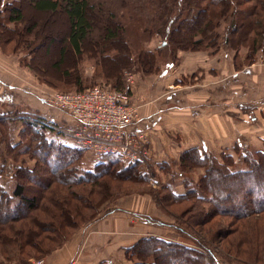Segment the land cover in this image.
Returning a JSON list of instances; mask_svg holds the SVG:
<instances>
[{"label": "rangeland", "instance_id": "obj_1", "mask_svg": "<svg viewBox=\"0 0 264 264\" xmlns=\"http://www.w3.org/2000/svg\"><path fill=\"white\" fill-rule=\"evenodd\" d=\"M28 1L0 0V77L5 78L0 82V129L3 128L5 132L0 135V152L3 154L0 158L8 154V147L14 146L16 155L14 161L8 159V164L36 167L37 173L49 178L45 167L41 163H34L31 153L22 155L18 151L19 144L26 142L25 137L20 134L23 124L19 120L22 115H37L50 122L55 112L44 101L45 94L82 92L94 86L126 91L133 104L139 106L132 94L136 86L134 80H146L145 78L180 80L175 83L179 85L175 87L177 89L187 85L201 86L205 80L206 130L203 133L201 129L187 123L184 128H191L189 135L192 138L204 137L206 149L201 145H184L186 147L183 149L178 134L172 136L169 133L171 137L164 133L162 137L165 140L158 145L166 159L155 162L152 158L157 152L151 149L147 136L146 160L132 164L119 159L120 168L136 166L133 174L129 171L115 179L112 176L103 177L96 183V187L91 184L70 186L71 191L74 187L79 192L84 188L86 192H90L88 195L92 201L86 203L87 207L84 209L78 207L77 204L81 202L70 195L68 185L55 182L50 177L51 181L48 182L52 185L43 189L33 181L26 180V193L33 194L36 191L37 194L42 193L40 197L43 198L39 200V207L35 211L26 213L17 222H11L10 226L3 228L1 234L6 239L1 241V245L5 247L0 245V264H32L38 259L46 261L47 256L41 257L32 247L20 249L21 243L16 245L15 240L29 244L41 243L48 250L54 247V243L47 241L46 236L53 238L55 235L54 239H57L56 236L62 234L66 239L61 246L64 247L84 231L88 233L89 226L97 218L107 215L115 208L124 207L131 210L128 219L133 221L129 224V237L122 233L123 230L109 233L108 240H113L114 243V246H110L113 251L109 252V256H115L114 264H264V212L244 219H238V212L243 213L241 211L227 215L218 213L224 204L215 207L214 203H207L206 200H213L212 194H203L195 187L205 176L206 165L186 166L182 162V157L188 155L185 153H191L192 150H198V153L200 151V155H211L221 164L226 161L222 155H228L232 160L229 171L237 172L248 168L243 163L245 154L264 150V139H258V136H264V55L260 51L253 54L243 42H238L236 46L229 45L224 41L227 33L222 26L217 31L220 37L215 43L204 39L200 46L194 47L187 41L181 46L184 49L170 45L163 48L166 42L150 32L151 37L148 41L145 40L142 48L146 54L157 52L151 67L145 70L133 59V65L123 71L119 78L112 77L111 59L107 55H98L100 46L97 36L103 33L102 23L107 24L112 21L110 18L117 20L123 14H129L128 8L122 10L123 0H90L96 7L92 13L96 30L91 33L89 41H85L80 54H74L65 41L68 25L64 14L60 10L55 13L37 12L31 9ZM101 2L104 4L103 9L97 7ZM149 2L151 0H142V8L144 3ZM12 5L19 6L22 10V21L17 24L8 22ZM114 9L120 11V14ZM110 12H114L115 16H109ZM178 16L183 17L181 14ZM206 36V33L198 35L195 40ZM61 50H65L63 55ZM107 54L113 56L114 53ZM128 74L133 80L130 87L126 82ZM222 84L227 89L224 92L223 89L219 91L216 88ZM256 100L261 105V110H258ZM220 103L226 106V110L221 109L223 112L220 110ZM257 114L259 125H250L251 116L257 117ZM5 122L6 125L9 124L8 127L4 126ZM60 140L63 144L72 146L66 138L60 137ZM168 143L172 146L175 143L177 150H170L172 146ZM107 158L96 157L83 150L81 163L84 169L92 170ZM0 179L4 181L6 177ZM185 180L193 183L189 187H194L198 196L191 194L181 200L172 199L166 188L171 186L174 193L183 194ZM259 191L264 192V188ZM83 198L87 199L86 195ZM243 200H246L244 195L225 204L236 205ZM258 200L264 201L260 197L255 198V201ZM4 206L5 204L0 206L2 211ZM58 206H65L71 217L62 215ZM54 213L57 216L55 218L51 217ZM83 215L88 219L81 222ZM138 222L140 224H135ZM119 243L126 245L121 248L117 245ZM4 250L10 263H3ZM27 253L30 255L27 256Z\"/></svg>", "mask_w": 264, "mask_h": 264}, {"label": "trees", "instance_id": "obj_2", "mask_svg": "<svg viewBox=\"0 0 264 264\" xmlns=\"http://www.w3.org/2000/svg\"><path fill=\"white\" fill-rule=\"evenodd\" d=\"M137 1L123 0L122 10L128 8L129 14L125 13L122 18L117 20L110 18L112 21L107 24L102 23L103 33L97 36L100 46L98 55H107L106 57L111 59L112 77L119 78L123 71L133 65V59H136L145 70L151 67L157 52L146 54L142 48L143 43L150 39V32L160 36L163 42H166L163 48L168 45L174 48L181 47L187 41H189L188 44L197 47L204 39L209 43H215L220 37L217 31L222 26L223 31L227 33L224 41L229 45L236 46L238 42H243L253 54L260 51L264 55V0H238L237 2L235 0H207V2L206 0H151L149 3H144L143 8L142 0ZM28 3L31 9L37 12L55 13L60 10L64 14L68 25L65 41L74 54L82 52L83 44L85 41H89L91 33L96 30L94 27L95 19L92 16L96 7L90 0H29ZM97 5L98 8L103 9L104 4L102 2ZM115 11L120 14V11ZM180 14L183 17H179ZM112 15L115 16L114 12L109 13V16ZM21 21V8L12 5L8 22L17 24ZM204 33L208 35L206 38L195 40L196 36H203ZM181 49L184 48L181 47ZM108 52L114 53L113 56H109ZM64 53L65 50H61V55ZM17 118L15 119L19 120ZM40 120L45 119L37 115H22L19 120L20 124H23L20 134L25 137L26 142L23 141L19 144L18 151L22 155L31 153L33 160L35 159L34 163H41L45 167L46 174H49L55 182L68 185L70 195L81 202L77 204L78 207L84 209L87 207L86 203L92 201L88 195L90 192H86V188L80 189L79 192L74 187L71 191L70 186L81 187L85 184L95 186L103 177L112 176L115 179L123 174L126 175L129 171L131 174L134 173L135 165L120 168L119 158L113 155H103L108 157L106 161L96 164L92 170L84 169L81 163L83 149L63 144L60 137L53 134L52 130ZM3 124L7 127L9 125H6V122ZM4 134L5 132L1 128L0 135ZM8 151L6 156L0 158L2 160L0 178L6 177L4 181L0 179V206L5 204L4 211L0 209V245L1 241L6 239L1 234L3 228L11 222H17L26 213L35 211L39 207V200L43 198L40 197L42 193L37 194L36 191L33 194L26 193L28 192L26 180L33 181L43 189L52 185L51 182H48L51 178H44L43 175L37 173L36 167L25 168L8 164V159L14 161L17 150L13 146L8 147ZM190 152L185 153L188 155L182 157V162L186 166H192V164L197 167L206 165L207 168L204 167L205 176L195 187L203 194H212L213 200H206L207 203H214L215 207L218 204H224L218 213L227 215L230 212L241 211L243 213L238 212V219H244L264 212V201H255V198L258 199L259 197L264 199V192L259 191L260 188H264V150L245 154L243 163L248 168L237 172L229 171L228 167L232 165V160L228 155H222L226 161L221 164L211 155H200L198 150ZM0 155L3 156L2 152ZM191 184L193 183L184 181L183 194L174 193L171 186L166 189L170 192L169 195L172 199L181 200L191 196V194L197 195L195 188L189 187ZM84 195L87 199L83 198ZM242 195L246 197V200L238 202L236 205L225 204L233 198L240 199ZM56 202L58 203L57 200H55ZM50 203L52 202L50 201ZM57 208L62 215L71 217L65 206H58ZM55 216V213L51 215L53 218ZM84 216L81 218V222L88 219ZM54 232L55 230L51 231V234ZM28 235L30 236V233ZM56 237L58 238L54 239L55 235L53 238L46 236L47 241L54 243V247L48 250L37 242H31V244L26 243V241L21 242V240L20 242L15 240V242L16 245L21 243L20 249L32 247L38 255L46 257L61 247L66 240L62 234ZM161 242L165 243L164 241ZM165 245L170 244L166 242ZM1 246L2 248L5 247V245ZM2 253H4L3 263H10L6 250ZM28 255L30 254L27 253ZM183 264L187 263L184 262Z\"/></svg>", "mask_w": 264, "mask_h": 264}, {"label": "crops", "instance_id": "obj_3", "mask_svg": "<svg viewBox=\"0 0 264 264\" xmlns=\"http://www.w3.org/2000/svg\"><path fill=\"white\" fill-rule=\"evenodd\" d=\"M4 78V77H3ZM0 77V82L3 80ZM5 79V78H4ZM134 80L136 86L133 88V96L139 107V120L131 128L132 131L144 132L151 143V149H155L156 155L152 158L155 162H161L166 159L162 149L159 148L160 141L165 140L162 134L170 133L172 136L178 134L183 145V149L187 147L202 146L206 149V140L204 137L200 139L192 138L189 134L190 129L185 130V123L196 126L202 132L206 130V82L203 80L202 85L179 86L175 84L180 80ZM219 91L226 89L225 84L219 85ZM210 91H208L209 94ZM223 95V94H222ZM2 98V96H1ZM209 99V98H208ZM258 103V100H256ZM258 110L261 105L258 103ZM226 110V106L220 103V110ZM222 111V110H221ZM223 112V111H222ZM226 114V113H225ZM56 116V113H54ZM254 115V114H253ZM57 116H60L57 114ZM246 117V115H245ZM252 123L259 125V114L252 117ZM169 134V136H171ZM166 136V135H165ZM171 136V137H172ZM158 138L160 139L158 141ZM264 139L259 137L258 139ZM168 139V138H167ZM169 140V139H168ZM170 141V140H169ZM172 146L171 143H168ZM181 144V143H180ZM186 145V146H184ZM176 144L170 150H174ZM182 150V148H181ZM170 153H173L170 151ZM153 156V155H152ZM171 159V155H169ZM131 213L127 208H115L108 212L107 215L97 218L90 226V231L73 238L64 247H61L46 257L47 264H68L76 261L75 264H114L115 256H109V252L113 251V240L109 239L111 231H122L127 234L130 232V222L128 219ZM118 216H121L118 218ZM134 223V222H133ZM135 224H140L135 223ZM129 228V229H128ZM129 241V240H128ZM124 248L126 243H119ZM111 249V250H110ZM115 259V260H114Z\"/></svg>", "mask_w": 264, "mask_h": 264}, {"label": "built area", "instance_id": "obj_4", "mask_svg": "<svg viewBox=\"0 0 264 264\" xmlns=\"http://www.w3.org/2000/svg\"><path fill=\"white\" fill-rule=\"evenodd\" d=\"M126 82L129 87L133 84L130 74ZM43 97L56 116L50 122H40L56 136L69 140L72 146L96 157L113 155L132 164L148 157L147 135L131 129L139 120V107L126 91L94 86L82 92H55ZM32 264L47 263L38 259Z\"/></svg>", "mask_w": 264, "mask_h": 264}]
</instances>
